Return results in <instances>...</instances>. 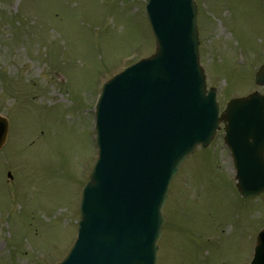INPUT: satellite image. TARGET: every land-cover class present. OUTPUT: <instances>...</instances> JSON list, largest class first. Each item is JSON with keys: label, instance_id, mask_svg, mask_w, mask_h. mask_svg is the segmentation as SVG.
Instances as JSON below:
<instances>
[{"label": "rangeland", "instance_id": "374dc122", "mask_svg": "<svg viewBox=\"0 0 264 264\" xmlns=\"http://www.w3.org/2000/svg\"><path fill=\"white\" fill-rule=\"evenodd\" d=\"M200 62L219 100L261 90L264 0H195ZM145 0H0V264H54L76 234L100 85L155 44ZM227 98V99H228ZM224 99V100H223ZM174 176L158 264H249L264 194L242 198L220 133ZM13 178L8 180L6 171Z\"/></svg>", "mask_w": 264, "mask_h": 264}, {"label": "water", "instance_id": "95a60500", "mask_svg": "<svg viewBox=\"0 0 264 264\" xmlns=\"http://www.w3.org/2000/svg\"><path fill=\"white\" fill-rule=\"evenodd\" d=\"M146 12L156 52L102 87L98 157L82 190L76 241L58 264H156L169 181L219 121L239 192L264 191V93L231 99L218 117L215 90H206L198 64L194 1L147 0ZM255 81L264 85V63ZM5 132L4 122L0 145ZM251 264H264V229Z\"/></svg>", "mask_w": 264, "mask_h": 264}]
</instances>
